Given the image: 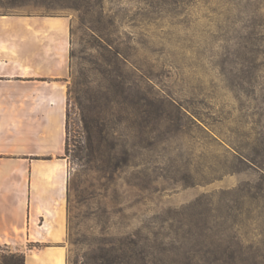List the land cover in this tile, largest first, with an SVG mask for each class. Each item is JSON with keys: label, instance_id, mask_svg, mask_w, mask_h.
Masks as SVG:
<instances>
[{"label": "rangeland", "instance_id": "374dc122", "mask_svg": "<svg viewBox=\"0 0 264 264\" xmlns=\"http://www.w3.org/2000/svg\"><path fill=\"white\" fill-rule=\"evenodd\" d=\"M0 16L69 20L68 92L84 83L114 143L112 167L68 154L67 264H264V0H0Z\"/></svg>", "mask_w": 264, "mask_h": 264}, {"label": "crops", "instance_id": "0c3cea01", "mask_svg": "<svg viewBox=\"0 0 264 264\" xmlns=\"http://www.w3.org/2000/svg\"><path fill=\"white\" fill-rule=\"evenodd\" d=\"M70 24L0 16V264H67Z\"/></svg>", "mask_w": 264, "mask_h": 264}, {"label": "trees", "instance_id": "16d2710c", "mask_svg": "<svg viewBox=\"0 0 264 264\" xmlns=\"http://www.w3.org/2000/svg\"><path fill=\"white\" fill-rule=\"evenodd\" d=\"M71 54V58H72ZM81 83L75 80L69 89L68 112H67V141L66 156L72 151L74 160L78 165H92L94 163H106L107 166L114 165L115 157L108 153L109 147L115 149L114 143L110 142L109 133L106 131V124L100 117V104L96 97L81 89ZM72 101L74 102L72 105ZM109 101V100H107ZM74 107L77 119V129L72 136V114L71 107ZM76 126V125H75ZM73 146V149L71 147ZM109 154V155H108ZM1 264H24V257H14ZM107 264V263H105ZM110 264V263H109Z\"/></svg>", "mask_w": 264, "mask_h": 264}, {"label": "bare ground", "instance_id": "6f19581e", "mask_svg": "<svg viewBox=\"0 0 264 264\" xmlns=\"http://www.w3.org/2000/svg\"><path fill=\"white\" fill-rule=\"evenodd\" d=\"M58 264H64V260H63V258H60V259L58 260Z\"/></svg>", "mask_w": 264, "mask_h": 264}]
</instances>
